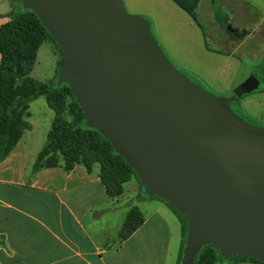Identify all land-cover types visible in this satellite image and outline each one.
Returning a JSON list of instances; mask_svg holds the SVG:
<instances>
[{
	"label": "water",
	"instance_id": "obj_1",
	"mask_svg": "<svg viewBox=\"0 0 264 264\" xmlns=\"http://www.w3.org/2000/svg\"><path fill=\"white\" fill-rule=\"evenodd\" d=\"M65 54L58 85L157 196L189 222L182 264L218 244L222 259L264 262V127L237 116L233 102L260 86L250 73L226 98L181 74L149 21L121 0H21Z\"/></svg>",
	"mask_w": 264,
	"mask_h": 264
},
{
	"label": "crops",
	"instance_id": "obj_2",
	"mask_svg": "<svg viewBox=\"0 0 264 264\" xmlns=\"http://www.w3.org/2000/svg\"><path fill=\"white\" fill-rule=\"evenodd\" d=\"M238 1L264 19V0ZM19 9L17 0H0V27ZM31 133L0 162V264H182V225L164 201L125 184L143 223L122 237L131 209L123 196L109 197L98 170L82 164L34 172L44 143Z\"/></svg>",
	"mask_w": 264,
	"mask_h": 264
},
{
	"label": "rangeland",
	"instance_id": "obj_3",
	"mask_svg": "<svg viewBox=\"0 0 264 264\" xmlns=\"http://www.w3.org/2000/svg\"><path fill=\"white\" fill-rule=\"evenodd\" d=\"M121 1L129 17L149 21L155 39L170 62L206 94L226 98L250 73L258 77L261 80L260 88L244 94L232 103L231 109L247 124L264 127V19L261 15L248 10L238 0ZM17 2L20 7L19 0ZM65 60V54L57 42L49 39L40 47L30 76L47 85H58L60 68ZM71 102L70 97L66 99L63 114L70 123L75 119L69 108ZM55 118V111L46 98L41 97L31 103L25 122L29 129L32 128L31 135L41 139L45 145ZM94 168L99 173V165H94ZM129 182L146 197L160 199L147 195L146 185L137 173ZM123 195L124 189L117 198ZM130 195L123 196V201L131 211L138 197L130 198ZM170 210L175 217H180ZM205 245L218 248L222 257L218 244ZM221 263H224L223 260Z\"/></svg>",
	"mask_w": 264,
	"mask_h": 264
},
{
	"label": "trees",
	"instance_id": "obj_4",
	"mask_svg": "<svg viewBox=\"0 0 264 264\" xmlns=\"http://www.w3.org/2000/svg\"><path fill=\"white\" fill-rule=\"evenodd\" d=\"M19 2L20 9L13 12L10 21L0 27V162L10 156L24 133L29 130L25 118L29 116L31 103L44 97L55 111L56 118L33 165L34 172L54 167L71 172L77 164L84 165L92 172L94 165H99V176L108 196L119 197L123 193L124 185L136 174L135 170L97 130L88 128L85 114L68 85L51 86L30 76L40 47L49 39L55 40L39 17L33 11L25 9L21 0ZM69 97L72 99L69 108L75 116L71 123L63 117L65 102ZM164 202L180 216L178 219L182 225L185 249L188 219L173 205ZM142 223L140 211L137 208L132 209L124 225L122 237L130 235ZM222 260L218 248L205 245L196 264H222ZM239 260L264 264L263 261L243 254H238L223 264Z\"/></svg>",
	"mask_w": 264,
	"mask_h": 264
},
{
	"label": "flooded vegetation",
	"instance_id": "obj_5",
	"mask_svg": "<svg viewBox=\"0 0 264 264\" xmlns=\"http://www.w3.org/2000/svg\"><path fill=\"white\" fill-rule=\"evenodd\" d=\"M258 78V77H257ZM260 80V79H259ZM260 85H261V80H260ZM259 88H260V86H259Z\"/></svg>",
	"mask_w": 264,
	"mask_h": 264
}]
</instances>
